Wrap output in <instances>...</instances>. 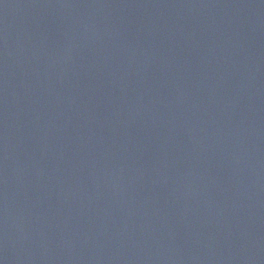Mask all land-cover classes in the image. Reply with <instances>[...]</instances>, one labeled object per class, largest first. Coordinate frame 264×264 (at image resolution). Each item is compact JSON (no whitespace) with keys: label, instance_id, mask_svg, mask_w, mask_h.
<instances>
[{"label":"water","instance_id":"obj_1","mask_svg":"<svg viewBox=\"0 0 264 264\" xmlns=\"http://www.w3.org/2000/svg\"><path fill=\"white\" fill-rule=\"evenodd\" d=\"M0 264H264V0H0Z\"/></svg>","mask_w":264,"mask_h":264}]
</instances>
